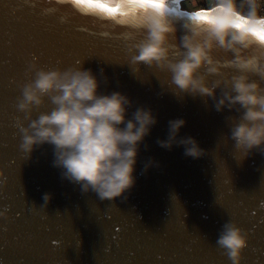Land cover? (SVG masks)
Returning <instances> with one entry per match:
<instances>
[{
  "label": "water",
  "instance_id": "water-1",
  "mask_svg": "<svg viewBox=\"0 0 264 264\" xmlns=\"http://www.w3.org/2000/svg\"><path fill=\"white\" fill-rule=\"evenodd\" d=\"M125 19L120 24V17L89 13L73 0H0V208L9 206V216L0 217L6 226L0 228V261L232 264L215 243L231 219L249 235L242 264H264V152L245 155L235 147L228 110L216 111L211 99L164 91L165 71L131 64L128 47L139 41L142 26ZM181 31L178 25L177 43ZM252 51L264 59V47ZM216 55L230 53L217 49ZM33 57L62 68L83 60L99 75L101 91L122 90L135 102L132 109L142 104L155 110L158 122L142 144L137 182L126 199L101 200L63 178L50 144L30 155L20 148L27 120L15 105L20 86L32 78ZM174 117L186 118L181 135L195 136L204 155L193 158L183 146L157 143ZM150 158L158 164L145 171ZM46 192L53 194L48 205Z\"/></svg>",
  "mask_w": 264,
  "mask_h": 264
},
{
  "label": "clouds",
  "instance_id": "clouds-1",
  "mask_svg": "<svg viewBox=\"0 0 264 264\" xmlns=\"http://www.w3.org/2000/svg\"><path fill=\"white\" fill-rule=\"evenodd\" d=\"M185 2L186 8L181 0H144L145 6L130 11L144 29V38L129 44L130 63L165 71L169 87L164 91L211 99L216 111L228 110L235 147L245 155L264 152V59L252 51L264 47V0ZM217 49L230 55L220 58ZM28 71L32 78L20 86L15 105L27 120L20 126V148L30 155L50 144L53 166L63 178L101 200L126 199L137 182L142 144L158 122L155 110L142 104L132 109L135 102L122 90L101 91L99 75L83 67V60L62 68L42 66L33 57ZM186 123L185 117L171 118L166 137L157 143L167 149L183 146L186 156L198 158L206 149L195 136L181 135ZM157 164L150 158L144 170ZM3 175L0 170V185ZM52 196L44 193V204ZM8 216L4 205L0 217ZM248 241L247 230L227 219L215 243L232 264H242Z\"/></svg>",
  "mask_w": 264,
  "mask_h": 264
},
{
  "label": "snow or ice",
  "instance_id": "snow-or-ice-1",
  "mask_svg": "<svg viewBox=\"0 0 264 264\" xmlns=\"http://www.w3.org/2000/svg\"><path fill=\"white\" fill-rule=\"evenodd\" d=\"M73 3L83 6L89 13L98 14L102 17H120V24L127 23L128 20L125 18H130L131 22L137 25H140L139 19L129 13L131 10L145 6L144 0H73ZM173 3H175V0H173ZM138 36L139 40L144 38L143 27L138 32Z\"/></svg>",
  "mask_w": 264,
  "mask_h": 264
},
{
  "label": "rangeland",
  "instance_id": "rangeland-1",
  "mask_svg": "<svg viewBox=\"0 0 264 264\" xmlns=\"http://www.w3.org/2000/svg\"><path fill=\"white\" fill-rule=\"evenodd\" d=\"M182 7H188L187 3L185 2V0L182 2Z\"/></svg>",
  "mask_w": 264,
  "mask_h": 264
}]
</instances>
